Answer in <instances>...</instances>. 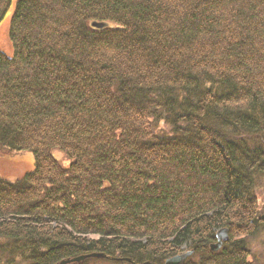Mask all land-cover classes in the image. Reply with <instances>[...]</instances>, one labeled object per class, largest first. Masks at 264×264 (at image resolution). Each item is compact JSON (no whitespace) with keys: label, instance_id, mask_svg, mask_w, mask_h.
Wrapping results in <instances>:
<instances>
[{"label":"trees","instance_id":"1","mask_svg":"<svg viewBox=\"0 0 264 264\" xmlns=\"http://www.w3.org/2000/svg\"><path fill=\"white\" fill-rule=\"evenodd\" d=\"M5 19L0 150L33 164L0 175V264H253L264 0H0Z\"/></svg>","mask_w":264,"mask_h":264},{"label":"rangeland","instance_id":"2","mask_svg":"<svg viewBox=\"0 0 264 264\" xmlns=\"http://www.w3.org/2000/svg\"><path fill=\"white\" fill-rule=\"evenodd\" d=\"M8 19L0 23V50L10 53L11 44L8 37ZM163 124H160V127ZM60 158V155H58ZM62 159V158H61ZM33 156L29 152L12 153L0 150V175L6 178L21 177L32 168ZM256 197L260 210H264V181L256 189ZM247 247L250 250V259L253 264H264V231L248 237ZM82 264H129L127 262L115 263L102 259L89 260Z\"/></svg>","mask_w":264,"mask_h":264},{"label":"water","instance_id":"3","mask_svg":"<svg viewBox=\"0 0 264 264\" xmlns=\"http://www.w3.org/2000/svg\"><path fill=\"white\" fill-rule=\"evenodd\" d=\"M91 26L96 29L103 28L107 26V23L104 21H92ZM4 52V51H3ZM6 53V52H4ZM228 239V229L227 228H220L215 233V241L210 244L209 249L211 251H217L221 248L222 244L227 241ZM193 254V250H186L183 252H180L176 255H173L171 257H168L164 260L162 264H184L188 257H190ZM103 258L105 255L103 253H89V254H82L76 257H70L60 260L59 262L55 264H81L86 258ZM127 262H131L129 258L125 259ZM132 264H137L134 262H131ZM143 264H149L147 262Z\"/></svg>","mask_w":264,"mask_h":264}]
</instances>
